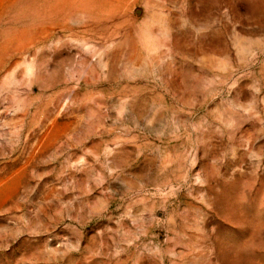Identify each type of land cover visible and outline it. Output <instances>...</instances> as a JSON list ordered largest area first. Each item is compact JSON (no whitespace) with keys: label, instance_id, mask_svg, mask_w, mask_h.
Listing matches in <instances>:
<instances>
[{"label":"rangeland","instance_id":"1","mask_svg":"<svg viewBox=\"0 0 264 264\" xmlns=\"http://www.w3.org/2000/svg\"><path fill=\"white\" fill-rule=\"evenodd\" d=\"M0 0V264H264V0Z\"/></svg>","mask_w":264,"mask_h":264},{"label":"bare ground","instance_id":"2","mask_svg":"<svg viewBox=\"0 0 264 264\" xmlns=\"http://www.w3.org/2000/svg\"><path fill=\"white\" fill-rule=\"evenodd\" d=\"M103 2H105V0Z\"/></svg>","mask_w":264,"mask_h":264}]
</instances>
